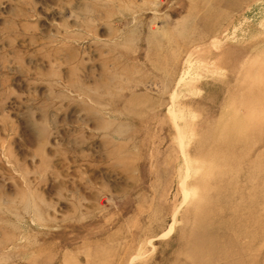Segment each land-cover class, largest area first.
Masks as SVG:
<instances>
[{
	"label": "rangeland",
	"instance_id": "obj_1",
	"mask_svg": "<svg viewBox=\"0 0 264 264\" xmlns=\"http://www.w3.org/2000/svg\"><path fill=\"white\" fill-rule=\"evenodd\" d=\"M0 264H264V0H0Z\"/></svg>",
	"mask_w": 264,
	"mask_h": 264
}]
</instances>
